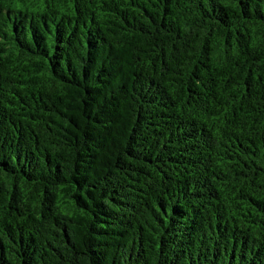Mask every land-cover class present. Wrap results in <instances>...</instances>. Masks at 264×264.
Masks as SVG:
<instances>
[{"label":"trees","instance_id":"1","mask_svg":"<svg viewBox=\"0 0 264 264\" xmlns=\"http://www.w3.org/2000/svg\"><path fill=\"white\" fill-rule=\"evenodd\" d=\"M0 264H264V0H0Z\"/></svg>","mask_w":264,"mask_h":264}]
</instances>
